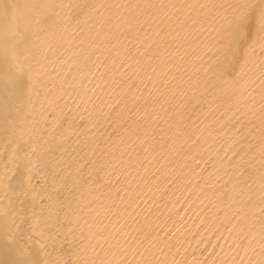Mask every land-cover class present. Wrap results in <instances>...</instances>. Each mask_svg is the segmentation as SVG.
<instances>
[{
  "label": "snow or ice",
  "instance_id": "snow-or-ice-1",
  "mask_svg": "<svg viewBox=\"0 0 264 264\" xmlns=\"http://www.w3.org/2000/svg\"><path fill=\"white\" fill-rule=\"evenodd\" d=\"M0 264H264V0L0 4Z\"/></svg>",
  "mask_w": 264,
  "mask_h": 264
},
{
  "label": "bare ground",
  "instance_id": "bare-ground-1",
  "mask_svg": "<svg viewBox=\"0 0 264 264\" xmlns=\"http://www.w3.org/2000/svg\"><path fill=\"white\" fill-rule=\"evenodd\" d=\"M7 2H8V0H0V4H5V5H6ZM177 207H180V206L177 205ZM197 239H199V237H197ZM200 247L203 248V245H201ZM196 255H197V256H200V252L197 251V252H196ZM205 255H207V253H205Z\"/></svg>",
  "mask_w": 264,
  "mask_h": 264
}]
</instances>
